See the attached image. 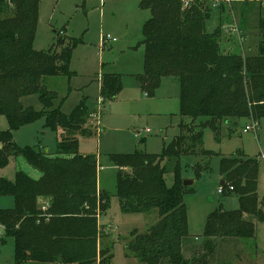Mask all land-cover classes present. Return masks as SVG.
<instances>
[{
  "label": "trees",
  "instance_id": "1",
  "mask_svg": "<svg viewBox=\"0 0 264 264\" xmlns=\"http://www.w3.org/2000/svg\"><path fill=\"white\" fill-rule=\"evenodd\" d=\"M38 7V0H0V114L8 122V129L0 131V170L10 158L20 156L40 173L34 179L16 169L13 181L0 175V197L13 200L12 208H0V241L12 240L15 264H110L111 249H96L95 217L96 212L102 215L108 210L109 196L97 186L96 156L81 154L78 144L79 137L93 133L89 115L96 106L91 108L83 99L65 114L55 107L57 93L45 86L48 77H71L69 62L79 41L60 38L45 51L35 50ZM139 8L150 16L139 43L143 71L135 79L152 97L162 78H173L179 85L180 122L177 134L160 154L109 155L117 168L121 213L156 210L158 215L147 231L130 233L125 256L144 264H190L181 254V240L188 236L183 195L192 189L182 182L188 179L190 158L201 159L191 165L194 180L209 168L213 153L203 149L204 129L219 134L223 123L248 119L256 125L264 118V16L259 15L257 24L258 54L243 58L223 52L220 26L206 30L210 9L200 3L183 9L181 0H140ZM122 88L119 75H101V105L116 99ZM30 95L37 96L41 109L21 103ZM40 118L58 136L55 153L22 148L13 141L15 129ZM243 157L235 153L220 158L221 193H235L239 208H219L209 215L203 236L210 255L215 247L212 238L254 236L253 224L244 214L261 217L257 164ZM168 173L172 174L170 186L165 182ZM39 199L47 203L42 207Z\"/></svg>",
  "mask_w": 264,
  "mask_h": 264
},
{
  "label": "rangeland",
  "instance_id": "2",
  "mask_svg": "<svg viewBox=\"0 0 264 264\" xmlns=\"http://www.w3.org/2000/svg\"><path fill=\"white\" fill-rule=\"evenodd\" d=\"M38 2V20L33 42L35 50L45 51L60 38L79 41L69 62L71 77L45 79L46 88L57 93L55 107H59L63 113L69 114L83 99L91 106L95 96H100L98 82L100 83L101 75L115 74L123 76L124 80L129 74L143 71V46L138 43L142 40L145 18L143 20L140 16V0ZM209 9L210 17L205 23L208 32L222 24V9L230 15L226 17V22L237 23L247 32L248 42L246 47L244 44V53L233 45L232 39H229L232 45L226 43L225 35L219 40L223 52H236L243 58L245 55L252 57L258 54L260 40L257 24L259 15L262 13L264 16V0H229L222 3L221 7ZM145 14L147 17L148 13ZM60 31H63L62 34ZM107 35L114 38L115 42H107L100 47L101 37ZM126 89L120 91L115 100L110 101L115 102L113 105L110 102L101 105L98 130L94 127L90 136L79 137L78 144L81 154L96 156L97 185L109 196L110 207L102 214H106V218L101 220L99 212L95 216L98 227L97 251L100 248H110L113 255L110 264H144L133 257L127 258L125 246L132 231L143 233L157 222V211L151 210L146 214L121 213L116 195L117 168L109 161V155L135 152L160 154L164 144L169 143L178 132L180 92L179 85L170 77L162 78L154 95L148 99L140 96V90L134 92ZM21 103L26 107L41 109L36 95L21 98ZM247 124H250V120L237 119L223 123L219 134L209 128L203 131V149L213 153L209 158V168L190 186L192 192L183 195L188 236L181 240V254L190 264H202L204 260L206 264H264V118L254 125V129L243 132ZM146 128L150 132H145ZM7 129V119L0 114V131ZM57 140L58 136L45 127L43 118L13 131V141L18 146L33 147L48 154L55 153ZM235 153L242 154L244 159L253 160L257 164V195L261 217L244 214L243 218L253 224L254 236L212 238L215 247L210 255L204 247L207 239L203 236L209 215L219 208L224 211L239 208L235 193L219 192L220 182L224 177L220 173V158L232 157ZM200 160L199 157L190 158V168L185 173L188 180L194 179L191 165ZM23 164L25 167L21 168ZM16 166L22 171L32 169L20 156L10 158L2 171L11 181L15 177ZM165 182L168 186L172 184L171 173L165 175ZM12 206L11 197H0V208ZM205 254L207 255L204 256ZM0 264H15L11 239H6L4 244L0 242Z\"/></svg>",
  "mask_w": 264,
  "mask_h": 264
},
{
  "label": "built area",
  "instance_id": "3",
  "mask_svg": "<svg viewBox=\"0 0 264 264\" xmlns=\"http://www.w3.org/2000/svg\"><path fill=\"white\" fill-rule=\"evenodd\" d=\"M226 2H229V0H181V6L183 9H187L194 3H200L204 8H209V7L218 8L222 6V3H226ZM220 29L222 31V34L225 35V38L233 39L238 45V47L241 48L245 40V33L241 29H239L236 23L221 24ZM224 35H222V37H224ZM114 41L115 39L110 38L108 35L102 36L100 40V47L107 42H114ZM102 101H104L103 98L99 96L96 100L95 111L89 115L90 124L93 125L94 127H98L100 124L99 112L101 110L100 104L102 103ZM252 129H254V125L247 124L244 127L243 132L251 131ZM146 132H149V130L147 129ZM230 189L232 188L230 187ZM219 192H221L220 187H219Z\"/></svg>",
  "mask_w": 264,
  "mask_h": 264
},
{
  "label": "crops",
  "instance_id": "4",
  "mask_svg": "<svg viewBox=\"0 0 264 264\" xmlns=\"http://www.w3.org/2000/svg\"><path fill=\"white\" fill-rule=\"evenodd\" d=\"M140 12H141V14H140V16H141V18H143V20H144V18H145V20H144V22L149 18V16H150V14H149V12L147 11V10H140ZM148 13L147 14V17H146V14L145 13ZM229 14H227L226 13V11L224 10V9H222V12H221V20H222V24H230L231 23V21L230 22H226L225 20H226V17L228 16ZM230 16V15H229ZM235 19V18H234ZM235 21V20H234ZM236 25L238 26V24L236 23ZM239 27V26H238ZM239 29H241L244 33H245V40H244V42H243V44H242V46H241V48H240V51L241 52H243L244 53V50H245V47H246V43L248 42V36H247V32H246V30L245 29H242V28H240L239 27ZM61 33L60 34H62V32L63 31H60ZM224 35V34H223ZM222 38H224V37H222ZM226 43H228L229 45H232L233 43H232V41L234 42V46L237 48L238 47V45L237 44H235L236 42L232 39V41L231 42H229V39L228 38H226ZM115 42V41H114ZM141 41H139V43H140ZM138 43V44H139ZM244 44H245V47H244ZM139 46H141L142 47V45H140L139 44ZM100 48V47H99ZM142 51H143V49H142ZM143 53L144 52H142V55H143ZM245 57H248L247 55H245ZM142 73V72H141ZM141 73H135V74H129V75H127L126 77L127 78H125L124 80H123V76L121 77V80H122V84H123V88H122V90H127L126 88H129V89H132V90H134V92H138V90H140L139 92H140V96L141 97H144V98H146V99H148V98H150V97H148L147 95H146V93L145 92H143L142 90H141V88H140V86H139V84H138V82L136 81V79H135V75H138V74H141ZM175 81V80H174ZM176 82V81H175ZM98 84H99V89H100V83L98 82ZM121 90V91H122ZM100 95V94H99ZM118 96V95H117ZM99 96H95V98L93 99V101H92V104H91V108H93L94 107V105H96V100H97V98H98ZM117 98V97H116ZM115 100V99H114ZM111 103V105H113L115 102H110ZM105 107V106H104ZM100 116H101V110H100ZM99 123H100V121H99ZM230 123V122H229ZM146 130H147V128L145 129V132H146ZM149 130V129H148ZM149 132H150V130H149ZM148 133V132H147ZM80 152V151H79ZM52 154V153H51ZM25 164H23V165H21V168H24L25 166H24ZM15 169H17V166H16V168ZM24 171L25 172H27L29 175H31V177L32 178H34V179H38L39 177H40V173L39 172H37V171H35L34 169H24ZM0 175L1 176H5V174H4V172L2 171V169L0 170ZM6 178H8L7 176H5ZM98 186V185H97ZM99 189V188H98ZM100 190V189H99ZM102 191V190H101ZM39 203H40V205L42 206V205H45L46 203H47V201L46 200H44V199H40V201H39ZM13 207V206H12ZM12 207H9V208H12ZM43 207V206H42ZM110 207V206H109ZM2 208V207H1ZM106 218V214H104V215H102L101 216V220H104ZM101 222V221H100ZM3 237V228H2V226L0 225V240H1V238ZM1 242V241H0ZM3 244V243H2ZM127 258H131V257H127ZM132 259V258H131ZM45 264V263H44Z\"/></svg>",
  "mask_w": 264,
  "mask_h": 264
},
{
  "label": "water",
  "instance_id": "5",
  "mask_svg": "<svg viewBox=\"0 0 264 264\" xmlns=\"http://www.w3.org/2000/svg\"><path fill=\"white\" fill-rule=\"evenodd\" d=\"M194 181H195L194 179H192V180L185 179V180H183L182 185L184 187H189V186H191L193 184ZM223 184H224V180H222L220 182V186H222Z\"/></svg>",
  "mask_w": 264,
  "mask_h": 264
},
{
  "label": "bare ground",
  "instance_id": "6",
  "mask_svg": "<svg viewBox=\"0 0 264 264\" xmlns=\"http://www.w3.org/2000/svg\"><path fill=\"white\" fill-rule=\"evenodd\" d=\"M102 102H103V101H102ZM101 104H102V103H101ZM101 104H100V105H101ZM250 125H254V124H251V123H250Z\"/></svg>",
  "mask_w": 264,
  "mask_h": 264
}]
</instances>
